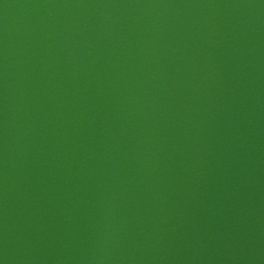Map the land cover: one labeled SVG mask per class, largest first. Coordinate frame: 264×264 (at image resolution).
<instances>
[{
    "label": "water",
    "instance_id": "1",
    "mask_svg": "<svg viewBox=\"0 0 264 264\" xmlns=\"http://www.w3.org/2000/svg\"><path fill=\"white\" fill-rule=\"evenodd\" d=\"M0 264H264V0H0Z\"/></svg>",
    "mask_w": 264,
    "mask_h": 264
}]
</instances>
